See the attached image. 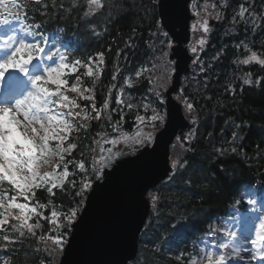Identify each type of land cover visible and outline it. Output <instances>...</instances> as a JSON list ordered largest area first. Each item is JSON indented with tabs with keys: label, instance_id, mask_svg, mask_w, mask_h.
Returning <instances> with one entry per match:
<instances>
[{
	"label": "trees",
	"instance_id": "1",
	"mask_svg": "<svg viewBox=\"0 0 264 264\" xmlns=\"http://www.w3.org/2000/svg\"><path fill=\"white\" fill-rule=\"evenodd\" d=\"M23 2L28 3V0ZM102 2L104 8L92 17L83 16L86 9L83 0L76 7L71 6V0H57L55 8L51 7V0H47L49 9L45 16L33 11L39 5L22 8L21 13L28 12L26 23H42L44 35H52L57 41L67 43L69 49L66 55L70 60L80 58L89 63L88 57L98 61L96 54L104 53L98 80L83 76L84 68H80L75 75L82 76L84 87H93L94 83L98 108L108 100L107 113L113 116V122L119 119L120 110L123 111L125 122L121 131L131 134L135 131L133 125L137 114L151 116L155 108L163 117V92L169 85L172 72L168 61L171 41L160 26L156 7L158 0ZM243 2H192V10L199 12V17L193 22L195 28L191 43V49L195 46L197 53L192 52L190 72L183 78L177 95V99L184 104L190 126L171 148V162L177 163L173 174L149 194V197L156 195L158 200L152 207L141 236L138 256L132 264H187L189 254L200 256L205 239L224 233L226 225L222 220L230 217L233 210L241 208L251 189L258 195H264V66L255 61L249 65L239 63L250 55V51L243 45L236 47L244 41L249 49L264 58V19L259 18L264 15V7L261 0H255L258 13L256 27L253 29L249 24L246 28L243 22L234 24L232 21ZM61 4L63 7H60ZM204 19L208 21V32H204L198 23V20L202 22ZM209 20L215 22L213 26L209 25ZM130 37L132 48L128 49L125 45ZM201 38L205 40L203 46L198 43ZM118 50L120 55H117ZM125 52L128 53L127 60ZM92 66L95 68L96 64ZM141 67L148 70L137 78L136 72ZM114 74L117 77L115 81L112 80ZM246 74L253 81L251 85L243 84ZM75 75H69V83L74 82ZM126 79L131 80L130 85ZM229 87L234 88V93L228 91ZM121 88L124 89L121 99L125 103L117 105L116 97ZM78 102L82 106L88 105L90 112V101ZM128 103L133 105L131 109L127 108ZM187 103L193 104L191 111L187 109ZM144 104L149 105L147 111ZM113 108L117 112H112ZM80 122L87 125V130L73 133L75 142L80 145L79 150L73 152V157L79 159V151L84 152L87 175L93 182L96 177L92 170V157H99L102 143L94 145L92 141L102 140V135L97 136V133H106L110 138L115 134L104 119V113L100 121ZM160 125L158 122L155 128ZM235 125L241 127L237 129ZM233 131L240 136L234 143ZM85 144L89 147L85 148ZM93 147L95 152L91 151ZM232 147L237 148L235 153L231 152ZM218 148L223 150V155L216 151ZM181 164L184 167H180ZM74 178L78 185L80 175ZM66 188V194L55 190L54 203L61 211H67L68 207L79 211L83 201L74 196L75 189L68 185ZM38 196L42 201L49 199L46 193L38 192ZM41 223L43 229L37 230L38 236L51 228L47 221ZM63 231L65 241L69 230ZM3 243L0 241V260L9 256L10 264H57L62 251V248L52 246L51 241L46 245L36 237L9 245L7 253L3 250ZM178 256L181 259H177Z\"/></svg>",
	"mask_w": 264,
	"mask_h": 264
},
{
	"label": "snow or ice",
	"instance_id": "2",
	"mask_svg": "<svg viewBox=\"0 0 264 264\" xmlns=\"http://www.w3.org/2000/svg\"><path fill=\"white\" fill-rule=\"evenodd\" d=\"M80 2L81 0H71V6L76 7ZM83 2L86 5L84 17L95 16L105 6L102 0ZM261 4L264 7V0H261ZM29 5H39L40 7L33 11H38L41 16L48 14L47 0H28V3H24L23 0H0V25H7V28L0 30V241L4 242L5 253L9 245L31 237H36L46 245L51 241L52 246L63 247L65 243L63 230H71L78 210L75 207H68L67 211H61L54 203L57 195L55 190L66 194L68 185L75 189L74 196L80 197L82 202L92 188V181L87 175L84 152L79 151V159L73 157V152L80 148L73 133H79L81 129L87 130V125L80 121H100L104 113V119L109 122L115 134L110 138L106 133H97V136L102 135V140L92 141L94 145L101 143L108 145L107 148L100 147L98 158L95 155L92 157L93 174L99 180L103 179L104 169L111 167L113 161L122 155L117 148L119 144H125L133 152L137 146L146 147L153 143L154 132H145L143 128L150 124L154 129L158 122L162 123L164 120V117L153 108L151 116L140 114L135 116L133 133L121 131V126L125 122L123 111L120 110L119 119L113 122V116L107 113L108 100L98 108L95 103L94 83L93 87H84L82 76L75 75L80 68H84L83 76L98 80L100 66L104 63V53L96 54L98 61H94L90 56L89 63H84L80 58L70 60L59 48L55 50L46 48L45 45L49 41L43 34L44 25L25 23L28 12L21 13V9L28 8ZM56 6L57 0H51V7ZM194 14L199 17V12ZM217 18H220L219 13ZM257 18L255 0H244L235 11L232 21L234 24L243 22L246 28L251 24L255 29ZM259 18L264 19V15ZM11 20L19 21L20 27H13ZM198 23L204 32H208L207 19L202 22L198 20ZM94 34L100 35L99 32ZM131 40L130 37L125 45L128 49L132 48ZM198 43L203 46L205 40L201 38ZM241 45L250 51V55L239 63L249 65L255 61L264 66V58H261V55L249 49L244 41L236 47L239 48ZM191 51L195 54L197 48L194 46ZM117 55H120V50ZM124 58L127 60V52L124 53ZM93 63L96 64L95 68L92 66ZM147 70L141 67L136 72V77L139 78ZM201 71H204L203 67ZM69 75H75L74 82L69 83ZM116 78L114 74L112 80L115 81ZM126 83L130 85L131 80L126 79ZM252 83V79L246 74L243 84ZM112 87L115 88L116 85L113 84ZM228 91L234 93V88L229 87ZM123 92L124 89L121 88L117 94V105L125 103L121 99ZM69 93L75 95L70 96ZM79 100L90 101V112L94 115L90 114L89 106H82ZM132 107L131 103L127 104V108ZM143 107L147 111L149 105L144 104ZM186 107L191 111L194 106L187 103ZM112 112H117V109L113 108ZM240 127L241 125H235L237 129ZM238 139L239 133L233 131L232 142ZM84 147L88 148L89 145L85 144ZM91 151L95 152L96 149L93 147ZM216 151L224 154L222 149L218 148ZM236 151V147L231 148V152ZM171 167L175 169L177 163L173 162ZM180 167L184 165L181 164ZM77 175H80L78 185L74 178ZM38 192L46 193L49 199L42 201ZM157 200L156 195L151 196L154 207ZM249 203L254 204L255 201L250 200ZM45 212L48 214L45 215ZM41 221H47L51 228L47 233L38 236L37 230L43 229ZM246 222L249 225L247 234L238 235L234 231L225 230L214 248L200 249L199 257L189 254L187 264H240V250H243L245 245L251 246L248 252L252 259L258 261V264H264V216L256 217L255 220L247 218ZM232 252H235V257L232 256ZM177 259L181 257L178 256ZM10 260L11 257L6 256L0 260V264H10Z\"/></svg>",
	"mask_w": 264,
	"mask_h": 264
},
{
	"label": "water",
	"instance_id": "3",
	"mask_svg": "<svg viewBox=\"0 0 264 264\" xmlns=\"http://www.w3.org/2000/svg\"><path fill=\"white\" fill-rule=\"evenodd\" d=\"M190 2L157 3L161 25L175 43L169 57L175 60V73L165 94L167 119L163 129L155 136L152 148L118 161L111 170L104 171L102 182L93 184L58 264H129L135 260L138 238L149 213L145 194L167 178L169 147L188 125L172 94L191 61L187 51L189 24L194 19Z\"/></svg>",
	"mask_w": 264,
	"mask_h": 264
},
{
	"label": "rangeland",
	"instance_id": "4",
	"mask_svg": "<svg viewBox=\"0 0 264 264\" xmlns=\"http://www.w3.org/2000/svg\"><path fill=\"white\" fill-rule=\"evenodd\" d=\"M151 130V127L150 126H146L143 128V131L145 132H148ZM118 150L122 152V155L121 156H124V155H127L128 153H130L131 151V148L126 146L125 144L121 143L117 146ZM116 150V149H114ZM107 154V153H105ZM121 156H119L118 158H116L112 165L114 164V162L116 160H118ZM249 226H244V225H241V227L238 228V230L236 231H239L241 234H247V229H248ZM251 246L250 245H245V248L243 250H240L241 252V255H240V264H252L253 261H256L254 259H252L251 256H249V252H248V249H250Z\"/></svg>",
	"mask_w": 264,
	"mask_h": 264
},
{
	"label": "bare ground",
	"instance_id": "5",
	"mask_svg": "<svg viewBox=\"0 0 264 264\" xmlns=\"http://www.w3.org/2000/svg\"><path fill=\"white\" fill-rule=\"evenodd\" d=\"M252 264H257V262H255V263L252 262Z\"/></svg>",
	"mask_w": 264,
	"mask_h": 264
}]
</instances>
